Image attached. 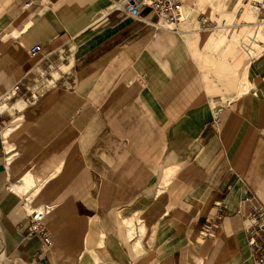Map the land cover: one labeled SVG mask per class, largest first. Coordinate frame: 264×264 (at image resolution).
Instances as JSON below:
<instances>
[{
    "label": "crops",
    "instance_id": "obj_1",
    "mask_svg": "<svg viewBox=\"0 0 264 264\" xmlns=\"http://www.w3.org/2000/svg\"><path fill=\"white\" fill-rule=\"evenodd\" d=\"M117 1L0 0V100L21 85L0 106V263L253 264L264 86L208 56L229 86H250L214 105L189 42L205 31L156 29L148 9L139 22ZM37 208L51 248L29 236Z\"/></svg>",
    "mask_w": 264,
    "mask_h": 264
},
{
    "label": "rangeland",
    "instance_id": "obj_2",
    "mask_svg": "<svg viewBox=\"0 0 264 264\" xmlns=\"http://www.w3.org/2000/svg\"><path fill=\"white\" fill-rule=\"evenodd\" d=\"M260 1L261 0H185L186 9L189 14L188 17L180 23L179 31L186 35L190 34L189 37H191V35L198 33L200 29L205 31L206 35L209 37L205 42L196 41L193 43L194 41L190 39L189 42L191 43L193 56L200 67V73L207 94L210 99H212L214 105L218 103L225 105L226 102L246 93V88H250V86L246 81H242V79L235 82L233 87L229 86L230 81L225 82L218 77L213 69L212 62L207 60L209 59L208 56L218 60H226L231 64L240 61V66L238 67L240 72L239 78H242L248 69L251 73L250 80L254 85L253 88L264 86V73H262L261 70H257V67L264 63V54L260 58L253 60L255 62L250 63L258 52L263 51V49L260 48L259 41H264V29L261 30L257 37L258 43H255V41L253 42V40L249 43V37L255 32V24L258 17L262 14L264 15V10H259L257 2ZM203 18L213 21V26H202L200 20ZM244 43L250 44L247 50H245L246 48L243 46ZM255 77H257V81L253 80ZM30 95L27 96L30 97ZM6 98L8 97L4 96V98L0 100V106L5 104L9 107L11 104L15 103L17 99H12L9 102L8 100L5 101ZM4 112H8L9 115H12L10 119V122H14L12 125H17L19 123L16 119L17 114L15 109L11 111L7 108ZM0 123L1 127H5L2 122Z\"/></svg>",
    "mask_w": 264,
    "mask_h": 264
},
{
    "label": "built area",
    "instance_id": "obj_3",
    "mask_svg": "<svg viewBox=\"0 0 264 264\" xmlns=\"http://www.w3.org/2000/svg\"><path fill=\"white\" fill-rule=\"evenodd\" d=\"M259 10H264V0L257 2ZM29 5V4H27ZM148 9L155 17L156 22L153 26L156 29H163L169 31H179L180 23L188 17V11L186 9L185 0H122L117 1L112 6L113 12H119L125 16L139 21L146 22V17L143 16V11ZM204 17V16H203ZM202 26H213V21L207 18L200 20ZM255 32L249 37V43L251 40L255 43L258 41L257 37L261 30L264 29V15H260L255 24ZM257 39V40H256ZM261 45H264L263 41H259ZM244 43L243 46L247 50L250 44ZM258 43V42H257ZM42 51V46L35 45L29 50L31 58H34ZM21 85L17 84L7 97H14L20 90ZM30 97L35 98L37 94H33L31 90ZM221 211V210H220ZM248 223L247 234L248 244L252 249L253 264H264V208H255L248 216L245 217ZM218 230V222H209L200 233V238L204 241L212 239L216 235ZM29 236H39L45 246L51 248L53 241L51 234L46 226V214L40 208L34 209L30 213V233ZM1 264V263H0Z\"/></svg>",
    "mask_w": 264,
    "mask_h": 264
},
{
    "label": "bare ground",
    "instance_id": "obj_4",
    "mask_svg": "<svg viewBox=\"0 0 264 264\" xmlns=\"http://www.w3.org/2000/svg\"><path fill=\"white\" fill-rule=\"evenodd\" d=\"M221 65H222V68H226L229 71L230 67H228V65H226V64H221ZM221 65H220V67H221ZM40 210L45 212L46 219H47L48 218V214H47L48 212L46 210H44V209H40Z\"/></svg>",
    "mask_w": 264,
    "mask_h": 264
}]
</instances>
